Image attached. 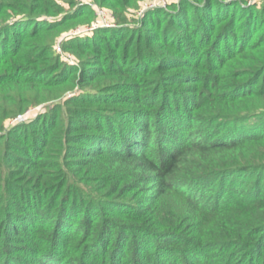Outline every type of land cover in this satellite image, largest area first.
Here are the masks:
<instances>
[{"label":"trees","instance_id":"1","mask_svg":"<svg viewBox=\"0 0 264 264\" xmlns=\"http://www.w3.org/2000/svg\"><path fill=\"white\" fill-rule=\"evenodd\" d=\"M141 1L0 0V264H264V1Z\"/></svg>","mask_w":264,"mask_h":264},{"label":"built area","instance_id":"2","mask_svg":"<svg viewBox=\"0 0 264 264\" xmlns=\"http://www.w3.org/2000/svg\"><path fill=\"white\" fill-rule=\"evenodd\" d=\"M250 2L252 3V1H250ZM250 2L248 4H251ZM165 6H166V0H150L149 2H144L143 7H141V9H140L139 14H142L147 9H153L156 7H165ZM94 8H95V14L97 17V22L88 28H84V27L79 28V29L77 28V30H75L76 32H78L77 34L82 33V32L91 31L92 29H94L96 27H104V28H112L113 26L115 27V22L113 21V19H114L113 14L109 10H106L105 8L100 9L97 6H95ZM71 33H68V34H71ZM74 35H76V34H74ZM62 39L63 38L61 37L60 41ZM55 50L68 63L74 64L73 62H75V61L72 59V56L70 54H65L62 51L61 46L59 44L57 46H55ZM23 119H24V115H18L12 122L20 121Z\"/></svg>","mask_w":264,"mask_h":264},{"label":"rangeland","instance_id":"3","mask_svg":"<svg viewBox=\"0 0 264 264\" xmlns=\"http://www.w3.org/2000/svg\"><path fill=\"white\" fill-rule=\"evenodd\" d=\"M79 1H81V0H79ZM87 1V0H86ZM150 0H142L141 1V3H140V6L138 7V10L135 12V14H137V16H139V17H141V16H143L146 12H148V11H151V10H154V9H167V7H168V4L169 3H171V1L172 2H177L178 0H166V6L165 7H156V8H153V9H147L146 11H144L142 14H139L140 13V9H141V7H143V4H144V2H149ZM250 1H252V2H254V1H256V0H247L246 1V4H248ZM264 1V0H263ZM262 1V2H263ZM59 2V1H58ZM251 3V2H250ZM62 6H63V8L64 9H68V6L67 5H65V4H62ZM94 7L95 6H97L96 4H94L93 5ZM97 7H99V6H97ZM100 9L102 8V7H99ZM61 15L59 14V15H57L56 17H54V18H58V17H60ZM113 17H114V15H113ZM113 21L115 22V27L117 26V22L115 21V19H113ZM91 25H88V24H86V25H81V24H79V25H75V26H71L70 28H68V29H66L65 31H67L68 33H71V34H68V33H65V32H61V34L60 35H58L57 37H56V42H55V44H54V46H57L58 44L61 46V41H60V37H62V38H66V36H67V38L68 37H70V36H74V34H77L78 32H76L75 30H77V28L79 29V28H82V27H84V28H88V27H90ZM112 28H114V26L112 27ZM75 32V33H74ZM65 33V34H64ZM83 33V32H82ZM82 33H79V34H82ZM78 34V35H79ZM55 49V48H54ZM61 49H62V46H61ZM62 51H63V49H62ZM64 52V51H63ZM65 54H70L71 56H72V59L75 61L76 59H75V55L73 54V53H70V52H65ZM61 56V55H60ZM76 62V61H75ZM75 62H73V63H75ZM42 107V106H41ZM37 109L38 108H35V109H33V110H31V112L33 113V112H35V111H37ZM31 112H29V114L31 113ZM32 113H31V115H32ZM29 114H27L26 116H29ZM25 116V117H26ZM22 121H24V120H20V121H17V122H22ZM10 123V122H9Z\"/></svg>","mask_w":264,"mask_h":264}]
</instances>
